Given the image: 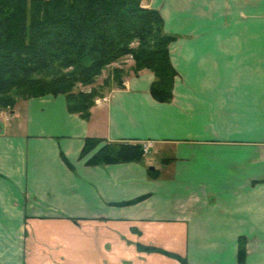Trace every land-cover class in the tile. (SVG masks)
<instances>
[{
	"label": "crops",
	"instance_id": "obj_1",
	"mask_svg": "<svg viewBox=\"0 0 264 264\" xmlns=\"http://www.w3.org/2000/svg\"><path fill=\"white\" fill-rule=\"evenodd\" d=\"M142 5L174 36L171 101L123 59L87 119L65 94L0 111V264H238L241 242L264 264V0ZM87 137L151 146L92 165Z\"/></svg>",
	"mask_w": 264,
	"mask_h": 264
},
{
	"label": "trees",
	"instance_id": "obj_2",
	"mask_svg": "<svg viewBox=\"0 0 264 264\" xmlns=\"http://www.w3.org/2000/svg\"><path fill=\"white\" fill-rule=\"evenodd\" d=\"M173 39L161 13L143 6L142 0H0V111L21 98L65 94L69 111L87 119L104 95L102 86L110 82L107 78L97 86V78L127 56L134 60V72L154 73L152 96L169 102L177 74L170 57ZM113 72L116 86H122L125 70L116 67ZM79 84L83 88L77 89ZM98 146L89 164L140 161L146 154L140 141L87 137L81 155ZM158 174L150 170L152 177ZM245 259L241 242L238 264Z\"/></svg>",
	"mask_w": 264,
	"mask_h": 264
},
{
	"label": "rangeland",
	"instance_id": "obj_3",
	"mask_svg": "<svg viewBox=\"0 0 264 264\" xmlns=\"http://www.w3.org/2000/svg\"><path fill=\"white\" fill-rule=\"evenodd\" d=\"M126 59L132 60L133 58L131 56H127V57L124 58V60H126ZM120 62H121V64H124V61L123 60H121ZM118 65L116 64V65H111V66L107 67V69L103 71L102 75L97 78L96 83H95V85H97V86H100L103 83L104 79L110 78V82L107 85H103L102 88H101V90L104 93L107 90H109L110 88H112L113 86H116L117 85L116 80L113 79L112 77H113V74H114L113 70ZM124 69L126 70L125 73H124V75H126L127 73H129L130 70H128V68L124 67ZM80 88H83V86H81L79 84L78 87H77V89H80Z\"/></svg>",
	"mask_w": 264,
	"mask_h": 264
},
{
	"label": "built area",
	"instance_id": "obj_4",
	"mask_svg": "<svg viewBox=\"0 0 264 264\" xmlns=\"http://www.w3.org/2000/svg\"><path fill=\"white\" fill-rule=\"evenodd\" d=\"M96 102H99V99H96ZM151 146V143H144V150L147 152Z\"/></svg>",
	"mask_w": 264,
	"mask_h": 264
},
{
	"label": "water",
	"instance_id": "obj_5",
	"mask_svg": "<svg viewBox=\"0 0 264 264\" xmlns=\"http://www.w3.org/2000/svg\"><path fill=\"white\" fill-rule=\"evenodd\" d=\"M151 168H153V167H151Z\"/></svg>",
	"mask_w": 264,
	"mask_h": 264
}]
</instances>
